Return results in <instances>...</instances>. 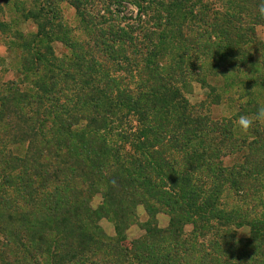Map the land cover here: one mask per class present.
Here are the masks:
<instances>
[{"label": "rangeland", "instance_id": "374dc122", "mask_svg": "<svg viewBox=\"0 0 264 264\" xmlns=\"http://www.w3.org/2000/svg\"><path fill=\"white\" fill-rule=\"evenodd\" d=\"M248 1L255 3L256 0H244ZM194 2L192 0V4ZM172 4V0H0V208L4 217L7 216L5 206L8 210L18 206L24 211V204L30 207L36 203L29 197L27 188L21 186L26 181L23 175L33 172L44 180L31 177L35 187L42 188L40 182L49 185L42 189L47 198L64 191L71 193L90 188L95 191L90 202L97 211L95 225L107 237L105 243L119 248L117 251L114 247H107L105 252H94L93 259L98 264H150L145 256L137 253L141 251L138 244L145 237L156 245L155 250L146 245L147 250L150 249L147 252L160 262L163 256L178 260L175 255H180L183 259L177 264H231L225 259L229 256L227 253L208 247L206 253L211 254L208 260L207 254L200 251L212 241L222 247L221 236L225 233H235L237 241L245 240L250 236L248 227L237 229L234 223L221 230L217 226L219 233L204 225L203 231L197 234L195 223L202 215L189 211L185 220L176 225L181 240L177 242L180 250L174 251L176 237L171 227L172 213L164 204L148 199L152 209L142 201L134 208L129 207L133 213L129 216L131 225L120 236L111 217L101 213L106 207V198L112 193L111 188H107L108 178L123 175L122 155L126 151L131 153L125 154L126 162H130L134 152L131 151L130 133L133 134L135 129L140 131L144 124L135 114L129 115L125 107H121L120 114L124 117L121 125L115 124L114 132L108 137L110 149L104 157L106 167L101 171L103 179L100 182L72 179L71 174L59 173L58 169L55 172L50 169L48 174L43 168L27 169L32 166L25 164L30 156L27 144L13 145L9 140L11 129L6 117L14 118L15 114L4 112L7 108L29 116L30 122H41L45 126L38 129L40 145L35 154H48L59 140L77 142L79 129L88 125L85 119L90 116V110L97 106L102 112L111 97L126 96L128 102L133 100L139 102L140 108L144 105L150 108L155 98L160 101L167 93L165 91H173L177 97L166 100V108L155 109L153 114L158 120L164 119L168 126L164 148L171 162L177 164L174 173L180 175L185 170L204 198L216 194L220 203L216 212H234V216L240 218L252 210L253 205L264 203V175L257 179L259 186L252 187L249 192H245L243 186L238 190L230 188L235 180L243 181L244 175L240 173L247 170V161L251 163V159H256L264 163V125L257 123L245 134L235 124L241 115H253L264 104V25L243 13L240 16L243 20H235L232 29L223 27L219 33L212 31L210 26L203 28L188 16L183 31H179L186 40L182 41L174 35L178 28L162 27L163 18ZM203 4L219 16L231 13L228 11L230 0H203L200 5L190 6L195 16H200ZM250 9L255 13L257 7ZM49 20L52 22L50 27ZM39 24L46 27L44 37L37 40ZM246 34L252 43L241 40ZM28 48H34V51L31 53ZM38 53L48 55L49 62L38 65L35 61ZM225 54L232 57L225 58ZM77 62L83 65L80 73L76 70ZM85 72L89 73L88 88L92 95H81L80 101L73 100V95H77L82 87L77 80H82L81 74ZM66 75L70 78L65 79ZM50 84H54L52 89L55 91L47 96L44 104L41 90H46ZM91 98L100 101L93 103ZM37 100L43 101V105H37ZM59 105L63 107L55 109ZM58 120H65L66 125L70 122V131H62ZM149 120L153 117L150 116ZM183 137H186V146L176 150L175 145H182L184 141L180 140ZM121 148L125 151L121 152ZM10 157L16 158L15 162H10ZM40 162L53 161L44 159ZM210 164L212 166L208 169ZM220 177H223L221 184L218 183ZM252 179L256 181L251 177L250 184L254 183ZM163 190L171 192V186ZM113 192L119 193L117 189ZM243 194L246 199L241 197ZM140 196H137L138 200L143 198ZM179 203L182 206L195 205L190 201ZM256 211V216L247 215L244 219L264 217L262 205ZM191 215H196L194 221L190 219ZM217 222L216 214H212L210 225L216 226ZM149 230L156 232L147 237ZM187 237L190 241H185ZM2 245L5 253L12 255V264H34L14 238L7 240L0 233ZM130 248L136 252L134 257ZM184 248L188 249L189 255L182 252ZM243 261L242 264H253Z\"/></svg>", "mask_w": 264, "mask_h": 264}, {"label": "trees", "instance_id": "16d2710c", "mask_svg": "<svg viewBox=\"0 0 264 264\" xmlns=\"http://www.w3.org/2000/svg\"><path fill=\"white\" fill-rule=\"evenodd\" d=\"M173 4L167 11L164 19L163 26L178 28L174 34L178 36L180 40L186 41L183 34L180 32L183 31V23L187 21L188 16L192 17L194 21L199 23L203 28L210 26L212 31L219 32L223 27H226L228 30L232 29L234 26L235 20L239 21L243 13L254 19L258 24L264 25V18L260 17L258 11H252L250 8L257 7L260 3V0H256L255 3L244 2V0H230L231 4L228 7L230 14H222L219 16L217 12L213 13V10L207 6H200L202 13L200 16H195V14L190 10V6L200 5L203 0H195L192 4V0H172ZM219 1V0H216ZM222 1V0H221ZM224 1V0H223ZM245 3V4H244ZM226 4V3H225ZM227 5V4H226ZM220 17L223 20H220ZM36 19V18H35ZM225 20V21H224ZM243 20V19H242ZM52 25L51 20L48 21V27ZM39 34L35 37L37 40H40L44 37L46 25H38ZM180 31V32H179ZM204 32L206 31L203 30ZM248 32V31H247ZM225 38H229L226 33H223ZM246 34L244 40L246 43H252L251 40L247 39ZM31 53L34 51V48H28ZM49 48H46L48 50ZM39 50V48H36ZM39 54V55H38ZM35 55V61L38 65H43V63L49 62L48 55H43L38 53ZM232 57L229 54H225ZM222 62L223 60L220 59ZM53 65V64H51ZM29 67V63H27ZM76 70L81 72V64L79 62L75 63ZM82 80H77V84L82 87L80 88L79 93L73 95L74 99L80 101V96L83 95H92V92L89 91L88 85L89 82V73L85 72L81 74ZM69 75L65 76V79H69ZM75 80V79H73ZM54 84L47 86L46 90H41L44 94V104L47 101V96H51L55 89ZM43 89V87H41ZM94 91V90H93ZM165 91V90H164ZM165 93L160 101L151 102L150 108L144 105L143 108H140L139 102H133L130 100L128 102L127 97L124 96L121 98V95L116 97H111L108 101V106L105 110L100 112L97 106L93 107L92 110L88 113V118L85 119L88 125L83 126L79 129L80 136L77 137V142H69V139L63 141H57L55 147L51 150L50 153L45 154L39 153L35 154L37 147L40 145L39 136L41 133L39 130L43 129L45 126L41 122H30L31 118L29 116L20 115L13 109L7 108L4 112L14 113L15 117H6L9 122L8 125L11 129V134L9 140L13 145L27 144V149L30 153L27 162L25 163L30 168L27 169H42L48 174V170L53 169V172L58 169L59 173H69L72 176V179H84L87 182L98 180L100 182L103 177L101 171L104 169L106 160L105 154L110 149V146L107 142L109 135L114 132V125H121L123 121V115H121V107L126 108V112L135 114L144 121L142 129L139 131L135 129L133 134L130 133L132 137V142L130 144L131 151L134 152L130 162H126L125 154L131 155L129 152H125L124 156L122 155L121 160V171L123 175L117 177L108 178V187L111 188V196L105 197L106 207L101 209V213L105 217H111L115 222L117 234H122L123 230L129 228L131 225V219L129 216H133V213L129 207H135L139 202H143L147 207L152 209L150 201H158L159 204L166 207L168 211L172 213L171 218V227L175 231L176 237V247L174 251L180 250L177 242H180L179 229L176 228V225H179L181 221L185 220L186 215L189 211L195 213L196 215H202L201 219L195 223V228L198 231H203L205 228L204 225L211 227L215 232L216 227L219 226L222 229H227L231 225H236L237 229L248 227L250 229V236L245 240L236 239V234L228 235L227 233L221 236V241L224 242L222 247L217 245V241H212L211 244L202 247L203 249L200 252L207 254V259H211V254L206 253L208 247L210 250L215 249L223 253H227L225 259L229 260L231 264H242L243 260L251 261L253 264H264V217L261 219H244L247 215L256 216V209L262 205L264 210V203L261 205H253L252 210L246 212L244 215H240V218L234 216V212H229L224 214L222 210L216 212V207L220 203L219 199L214 197L204 198L202 194L197 192V187L193 184V180L190 175L184 171L182 174L174 173L177 164H173L168 158L167 150H165V140L167 125L164 119H156L153 111L164 110L166 108L165 103L169 98H176L177 94L173 91H165ZM93 94H96L95 92ZM99 98H102L99 96ZM99 98H93L91 101L93 103H98ZM53 100V99H52ZM122 100L127 103L122 102ZM164 100V101H163ZM43 101L37 100V105H43ZM63 105H59L55 109H60ZM102 109V108H101ZM64 115H67L64 113ZM152 116L153 120H149V117ZM66 120V119H65ZM65 120H58V123L61 125L62 131H70L71 127L70 122L67 123ZM36 124V126H35ZM76 123L75 125H77ZM80 125V124H78ZM39 129V130H38ZM170 128H168V131ZM77 131V130H75ZM139 133L141 134L140 136ZM172 138V137H171ZM186 137H183L180 141H184L182 145L176 144L175 149L178 148L179 151L182 150V146L185 147ZM175 140V139H174ZM177 141V140H176ZM44 143V142H42ZM125 151L124 148H121V152ZM33 153V154H31ZM37 153V152H36ZM76 156H79L78 159ZM10 157V162H15V160ZM82 158V159H81ZM44 159H52L53 162L50 163H41L40 161ZM22 162V161H21ZM248 168L247 170L242 171L240 174L244 175L243 181L235 180L230 188L237 189L243 188L245 192H249L252 187L259 186L258 180L264 175V163L260 160L251 159V163L247 161ZM37 166V167H35ZM211 164L207 166L209 169ZM14 169H17L16 166H13ZM200 169V168H199ZM24 170V168H23ZM22 170V174L24 173ZM188 171V170H187ZM198 171V169L196 170ZM210 173L211 170H208ZM221 174H224L222 170ZM100 175V176H99ZM178 175V176H176ZM40 177L41 176L34 174L33 172L27 174L25 177V184L21 185L24 188H27L29 197L31 200L35 201L30 207H26L24 204L25 210H21L18 206L11 207V210H7V216L4 217L2 209L0 208V233L4 238H14L17 242V246L22 248L24 252H28V257L33 261L34 264H98L96 259H93L94 252L107 251V247H114L118 251L116 245H112L106 242V236L103 232L99 230V226L95 225V220L97 221V211H95L91 206L90 202L93 198V189H87V191H72L61 192V194H51L48 198L42 192V189H47L49 185L46 183L40 182L41 187H35L32 183L31 177ZM241 177V176H240ZM255 177L256 181L254 183H249V179ZM55 178V175H54ZM258 179V180H257ZM75 180V181H76ZM167 181L171 182L167 184ZM223 177L218 179V183L221 184ZM29 182V183H26ZM107 184V183H106ZM167 186H171V192H166L163 189H166ZM118 190L119 193L116 195L113 190ZM90 190L92 193L89 194ZM41 191V193H39ZM60 192V191H59ZM173 192H177L176 194ZM220 193V192H218ZM42 195H44L42 197ZM141 195V200H138L137 196ZM43 198L42 200L39 198ZM241 197H245L244 194ZM37 198V200H35ZM47 198V199H46ZM176 198V200H175ZM45 199V200H44ZM148 199L150 201H148ZM190 201L195 205H186L182 206L179 201ZM39 201V202H37ZM260 203V202H259ZM2 201L0 199V206ZM5 205V203H4ZM222 205V204H221ZM187 212V213H186ZM216 214L218 224L216 226L210 225L211 215ZM196 215H191V220L196 219ZM239 219V220H238ZM220 228L216 231H219ZM153 230H149L147 237H150L155 233ZM195 233V234H196ZM219 234L216 235L218 237ZM60 237V239H59ZM229 237V240L226 238ZM185 239V241H190V238ZM185 244V242H183ZM143 244V245H142ZM153 247L155 250L156 245L152 241H148L145 237L138 244L141 247V251H137L140 255L145 256L150 264H166L167 262H172V264H177L181 258L180 255H175L178 260L155 258L151 256L150 249L147 250V246ZM134 248V247H133ZM133 248H130L132 256L136 252H132ZM4 251L3 245L0 246V264H12V255L7 254ZM182 252H186V255H189L188 249L184 248ZM39 256V257H38ZM125 256V255H124ZM169 256V255H168ZM172 256V255H171ZM126 257V256H125ZM170 258V256H169ZM127 259V258H125ZM123 262V261H122Z\"/></svg>", "mask_w": 264, "mask_h": 264}, {"label": "clouds", "instance_id": "9594fccd", "mask_svg": "<svg viewBox=\"0 0 264 264\" xmlns=\"http://www.w3.org/2000/svg\"><path fill=\"white\" fill-rule=\"evenodd\" d=\"M257 11L260 17L264 18V0H260L259 5L257 6ZM257 123L264 125V104L260 105L256 113L253 115H241L235 121V124L239 130L245 134L249 133V131Z\"/></svg>", "mask_w": 264, "mask_h": 264}]
</instances>
